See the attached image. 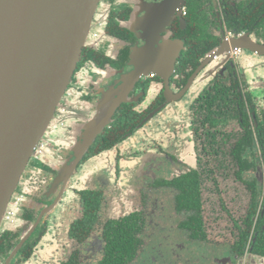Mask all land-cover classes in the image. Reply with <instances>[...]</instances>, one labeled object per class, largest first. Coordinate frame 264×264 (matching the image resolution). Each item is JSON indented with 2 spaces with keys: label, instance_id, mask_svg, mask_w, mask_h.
Returning a JSON list of instances; mask_svg holds the SVG:
<instances>
[{
  "label": "flooded vegetation",
  "instance_id": "af4514ba",
  "mask_svg": "<svg viewBox=\"0 0 264 264\" xmlns=\"http://www.w3.org/2000/svg\"><path fill=\"white\" fill-rule=\"evenodd\" d=\"M161 2L101 0L100 25L104 30L94 43L83 47L63 97L65 102L62 104V99L55 111V116L59 115L56 122L64 132L60 135L64 137H58L55 144L42 139L44 146L36 149L27 164L14 195L22 196L16 220L11 222L14 229L0 230V264H30L40 253L48 254L54 264H98L107 252L106 232L110 224L119 227L132 214L138 215L141 231L136 235L139 243L130 264H186L182 251L170 245L173 242L167 233L172 230L183 233L184 243L195 241L211 247L217 253L211 264H249L252 255L258 259L257 264H263L264 250L253 252V243L264 220V151L255 133L259 124L264 125V82L260 75H250L236 62L239 55L248 52L255 69L263 68L264 54L230 48L200 66L224 41L230 43L233 38L248 35L254 43L264 45V0H182L156 42L157 46L166 41L182 42L169 89L153 71L142 74L132 85L129 74L134 69L136 53L146 44ZM210 71H214L213 77L191 102V127L188 131L185 128L190 135H173L177 143L184 141L182 149L192 161L182 158L183 164L176 162L181 170L173 171V165V174L166 177L149 173L147 170L153 171L156 162H148L140 206L103 216V189L78 183L83 166L100 156L114 158L119 166L121 155L117 150L123 142L136 132L145 133V127H150L159 113L175 109L193 86L198 88L197 79ZM195 73L191 88L178 98ZM223 88L230 89L227 95L221 91ZM108 101L111 103L106 106ZM143 103L145 106L139 108ZM98 125L100 130L94 132ZM247 130L254 133L252 144L247 140ZM189 145L192 151L187 149ZM171 147L174 148L170 143L165 150ZM124 151V163L135 159L126 156L134 153L131 147ZM156 160L168 169L175 162L171 156ZM189 181L199 183L198 210L177 207L180 185L184 187ZM229 181L241 188L244 197L236 205V215L224 203L219 189L221 182ZM164 190L174 196L172 208L165 207L170 200L164 203L155 198L154 194ZM205 191L220 200L221 211L211 213L219 215L214 220L225 215L229 221L225 228L217 225L222 232L211 229L210 215H206L210 193L206 195ZM68 192H72L78 207L71 221L65 220V212L60 214V209L55 212ZM177 216L179 221L173 226ZM168 221L172 228L166 232ZM261 227L264 230L263 224ZM150 229L158 233L148 242ZM49 232L53 240L45 246L41 242Z\"/></svg>",
  "mask_w": 264,
  "mask_h": 264
},
{
  "label": "water",
  "instance_id": "95a60500",
  "mask_svg": "<svg viewBox=\"0 0 264 264\" xmlns=\"http://www.w3.org/2000/svg\"><path fill=\"white\" fill-rule=\"evenodd\" d=\"M161 1L146 44L136 53L134 69L129 74L132 85L142 74L153 71L169 89L171 71L180 56L182 42L166 41L158 46L156 42L182 0ZM100 2L0 0V230L7 222L6 212L27 164L53 123L82 49L90 44L88 36L92 34L96 40L104 30L100 25L103 14ZM94 23L98 28L92 32ZM230 48L264 54V45L244 35L231 39L230 43L224 41L200 67ZM214 71L201 79L205 82L211 79ZM195 77L196 73L178 98L191 88ZM100 126L93 131L100 130Z\"/></svg>",
  "mask_w": 264,
  "mask_h": 264
},
{
  "label": "rangeland",
  "instance_id": "374dc122",
  "mask_svg": "<svg viewBox=\"0 0 264 264\" xmlns=\"http://www.w3.org/2000/svg\"><path fill=\"white\" fill-rule=\"evenodd\" d=\"M96 28L98 27H96V24L94 23L91 28V31H95ZM95 41L96 40L93 39L92 34H90L88 36L87 43L91 44ZM220 58H223V56H221ZM259 59L260 58H255L256 61H258ZM252 61L250 59V54L246 52L237 57L236 63L239 66H242V68H244L248 73H250V75L254 73L256 74V76L260 75L264 82V66H262L263 68L258 67L255 69L252 64ZM199 82H203V86L205 80H201V78L199 77L195 83ZM249 82H251V79L249 80ZM150 85H153V81H150ZM202 86H199L198 88L193 86L189 93L182 99L180 104H178L175 109H166L156 115L151 122V126L145 127V133L136 132L133 137H130L129 139L124 141L123 144L120 146V150H117L121 155L119 159V166L116 165V161L114 158H107L106 156L95 157L83 166V172H80L78 183L79 185H83L84 183H86L93 185L97 188L103 189L106 195V202L103 205V211H101L103 216L106 215L107 212L117 214L119 213V211H122L125 213L128 212V210H130V208L134 206H140V201L142 202V198H140V190L143 188L142 181L144 180L145 175L144 168L147 167L148 162H156V167L153 171L147 170L149 171V173L155 174L158 177H166L167 175L173 174L171 172L173 165L175 166V169L173 171H179L181 169L177 163L180 162L183 164V159H186L187 162L192 161L189 160L187 156H185L186 149H182V147H185L184 141H182L181 143H177V139H175V136L173 135L179 134L185 137H188V135H190V133L187 131L191 127V102L194 98L199 95L200 91H202V89H200L202 88ZM65 99L66 98H63L62 104L65 102ZM110 103L111 101H108L105 105L109 106ZM144 106L145 103L139 105L138 107L142 108ZM196 113L198 114V116L201 115V113L198 111ZM58 116L59 115L57 114L54 117L51 127L49 128V130H47L46 135L43 138V140L49 141L52 144H55L57 142L58 137H64V135H60L61 133L64 134V132L61 128H59L56 122ZM185 128H187V131L185 130ZM152 141L157 142V145H154ZM170 143L173 144L174 148L171 147V150H165V148ZM130 147L135 154H126V156L135 159L124 163V155L122 153L125 152L124 150ZM187 149L192 151L190 145L187 146ZM161 150L165 151L161 152ZM168 156H171L175 160V162L171 164V166H169L171 168L168 169L167 165L163 167L162 164H157L156 158L162 159L163 157ZM149 166H152L151 163ZM219 189L221 191V197H223V201L224 203H226L228 209L235 215L238 214L236 211L238 210L239 206L236 207V205L237 203H240L244 198L241 188L236 185L233 186L232 183L229 181L227 183L221 182L219 184ZM166 191L164 190L163 193L159 192L158 194H154L155 198L159 199L160 202L163 201L164 203H167L170 200V203L165 205V207L172 208V201L174 196L168 190ZM208 193L210 192L205 191L206 195ZM67 198L69 199L66 200ZM207 199L208 200L206 201V215L207 218L210 215L208 219L211 223V229L215 232H218L219 230L220 232H222V228H225L226 225H229V221L225 219V215H222L220 216V218L214 220V218L218 217L219 215L211 214L213 211H221L220 200H218L217 196L213 195L212 193L208 195ZM167 208L164 212H167ZM59 209L60 214L62 212H65V220L71 221L75 217V213L76 210H78V207L74 205V198L72 192H68L66 194V198L64 194L63 199L61 202H59V205L56 207L55 212H57ZM178 218L179 217L177 216L176 222H172V224H174L173 226L177 225V222L179 221ZM170 223L171 221H168L166 228H164L166 232L171 231L170 229L172 228V226L170 225ZM13 225L14 224L12 223L5 222L3 223L1 230H12L14 229ZM217 225L222 228L219 229ZM64 226H60V229H63ZM148 233H150L151 236L146 239L148 242H150L155 239V235L158 232L157 230L155 231L150 229V231L148 230ZM167 234L168 237L170 236V240L173 242L170 245L179 250V252L182 251V253L184 254L185 259H187L186 264H189V261H193L190 262L192 264H195L196 262H198L199 264H211L212 260H214L215 258L214 256H216L217 254L211 247L207 245L204 246L195 241L184 243V241H182L183 233L181 231L172 230L170 233ZM52 240L53 239L51 238V232H49L44 237L41 243L45 244V246H48V243H50ZM257 260L258 259L255 258L254 255H252L249 264H257ZM30 264H54V260H51L48 254L40 253L36 259H33L31 261Z\"/></svg>",
  "mask_w": 264,
  "mask_h": 264
},
{
  "label": "trees",
  "instance_id": "16d2710c",
  "mask_svg": "<svg viewBox=\"0 0 264 264\" xmlns=\"http://www.w3.org/2000/svg\"><path fill=\"white\" fill-rule=\"evenodd\" d=\"M194 61L197 63L198 57H196ZM229 90L230 89L223 88L221 91L227 95ZM235 97L238 96L236 95ZM228 98L232 99L230 97ZM231 102L236 104L234 100H231ZM239 104L240 107L243 106L241 102H239ZM235 110H237V107ZM255 133L258 136L259 145L264 151V125L259 124V126L255 128ZM253 134V131L247 130V140L250 141V144L253 143ZM198 185L199 183L196 181H189L184 185V187L183 185H180L181 193L177 198L178 209H199L200 193ZM137 217L138 215L136 214L125 217L121 221L122 223L119 227H117L114 223L110 224L106 232L108 242L107 252L98 264H130V262L134 259V252L137 244L139 243L136 239V235L141 231V223ZM196 218H198V215H196ZM262 224L264 225V220L260 223V229L262 231L255 236L253 243V252L256 253H262V249L264 250V230L261 227ZM120 235L122 237L121 241H119Z\"/></svg>",
  "mask_w": 264,
  "mask_h": 264
},
{
  "label": "built area",
  "instance_id": "2783aa9c",
  "mask_svg": "<svg viewBox=\"0 0 264 264\" xmlns=\"http://www.w3.org/2000/svg\"><path fill=\"white\" fill-rule=\"evenodd\" d=\"M44 146V143H40L39 146L37 147V150L39 148H42ZM22 199V196H14V198L12 199L11 201V205L9 207V209L7 210L6 212V215H5V221L11 223V222H14V220L16 219V216L18 214V209H19V203H20V200Z\"/></svg>",
  "mask_w": 264,
  "mask_h": 264
},
{
  "label": "crops",
  "instance_id": "0c3cea01",
  "mask_svg": "<svg viewBox=\"0 0 264 264\" xmlns=\"http://www.w3.org/2000/svg\"><path fill=\"white\" fill-rule=\"evenodd\" d=\"M201 77H202V76H200V78H201ZM201 80H202V79H201ZM199 83H200V85H199V86H202L203 82H199ZM199 86H198V87H199Z\"/></svg>",
  "mask_w": 264,
  "mask_h": 264
}]
</instances>
